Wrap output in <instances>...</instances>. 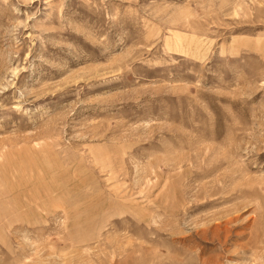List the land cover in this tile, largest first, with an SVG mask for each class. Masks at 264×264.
I'll return each mask as SVG.
<instances>
[{
	"label": "rangeland",
	"instance_id": "rangeland-1",
	"mask_svg": "<svg viewBox=\"0 0 264 264\" xmlns=\"http://www.w3.org/2000/svg\"><path fill=\"white\" fill-rule=\"evenodd\" d=\"M0 185V264H264V0H0Z\"/></svg>",
	"mask_w": 264,
	"mask_h": 264
},
{
	"label": "bare ground",
	"instance_id": "bare-ground-1",
	"mask_svg": "<svg viewBox=\"0 0 264 264\" xmlns=\"http://www.w3.org/2000/svg\"><path fill=\"white\" fill-rule=\"evenodd\" d=\"M18 169H19V168H18ZM19 170H20V169H19ZM11 172H12V170H11ZM10 174H11V173H10ZM12 174H13V172H12ZM21 175L23 176V173H21ZM21 175H20V176H21ZM14 176H15V175H14ZM16 176H17V175H16ZM20 176H19V179H18V180H21V179H20ZM24 176H26V175H24ZM10 177H11V175H10ZM10 177H9V178H10ZM7 178H8V177H7ZM10 179H11V178H10ZM23 179H24V178H23ZM23 179H22V180H23ZM12 180H13V179H12ZM22 180H21V181H22ZM26 180H27V179H26ZM1 183H2V182H1ZM17 183H18V182H17ZM2 184H3V183H2ZM14 184H15V183H14ZM23 185H24V184H23ZM3 186H4V185H3ZM5 186H6V185H5ZM0 187H1V185H0ZM11 188H12V187H11ZM16 188H17V187H16ZM18 188H19V187H18ZM6 191H7V190H6ZM23 191H24V190H23ZM28 191H29V189H28ZM28 191H27V192H28ZM1 192H2V191H1ZM25 192H26V190H25ZM16 193H17V192H16ZM2 195H3V194H2ZM26 195H27V194H26ZM33 195H34V194H33ZM9 196H10V194H9ZM17 196H18V195H17ZM18 197H19V196H18ZM18 197H17V198H18ZM34 197H35V196H34ZM4 200H5V199H4ZM14 200H15V198H14ZM6 201H7V200H6ZM29 201H31V200H29ZM18 202H19V201H18ZM25 202H26V201H25ZM33 202H34V199H33ZM20 204H21V200H20ZM39 204H40V203H39ZM7 205H8V204H7ZM14 205H15L16 207L18 206V205H17V201L14 203ZM31 205H32V204H31ZM32 206H34V205H32ZM21 207H22V206H21ZM34 207H35V206H34ZM39 207H40V206H39ZM0 209H1V207H0ZM31 209H32V208H31ZM37 209H38V208H37ZM40 209H41V208H40ZM9 210H10V209H9ZM19 210H20V209H19ZM28 210H29V209H28ZM2 211H3V210H2ZM10 212H11V211H10ZM20 213H21V212H20ZM22 215H23V214H22ZM1 217H2V216H1ZM6 218H7V217H6ZM0 221H1V220H0ZM3 221H4V220H3Z\"/></svg>",
	"mask_w": 264,
	"mask_h": 264
}]
</instances>
